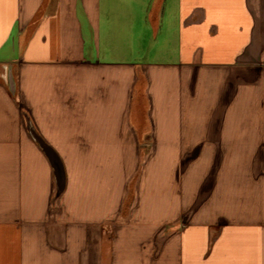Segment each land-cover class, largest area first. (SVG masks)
I'll return each instance as SVG.
<instances>
[{"label": "crops", "instance_id": "0c3cea01", "mask_svg": "<svg viewBox=\"0 0 264 264\" xmlns=\"http://www.w3.org/2000/svg\"><path fill=\"white\" fill-rule=\"evenodd\" d=\"M0 264H264V0H0Z\"/></svg>", "mask_w": 264, "mask_h": 264}, {"label": "water", "instance_id": "95a60500", "mask_svg": "<svg viewBox=\"0 0 264 264\" xmlns=\"http://www.w3.org/2000/svg\"><path fill=\"white\" fill-rule=\"evenodd\" d=\"M9 86H10V91L13 94L14 85L12 84V81L11 82L9 81ZM26 122H27L26 126L30 132L32 139L41 148L52 168L55 179L56 190L58 193H60L64 190V186H65V173H64L62 161L60 157L55 153V151L39 137L38 133L33 128L32 124H30L29 121Z\"/></svg>", "mask_w": 264, "mask_h": 264}, {"label": "rangeland", "instance_id": "374dc122", "mask_svg": "<svg viewBox=\"0 0 264 264\" xmlns=\"http://www.w3.org/2000/svg\"><path fill=\"white\" fill-rule=\"evenodd\" d=\"M33 126V125H32ZM34 128V127H33ZM139 176V175H138ZM53 182H54V190L52 191V195H51V205H53V203L56 201L57 198H59L61 196V193H58L56 190V186H55V179H54V175H53ZM137 178L133 179L132 182L129 185V189H130V193L134 188L135 182H136ZM131 195V194H130ZM127 206V205H126Z\"/></svg>", "mask_w": 264, "mask_h": 264}]
</instances>
